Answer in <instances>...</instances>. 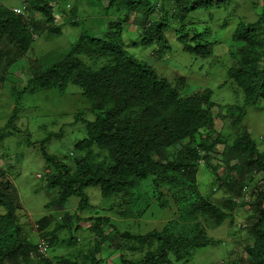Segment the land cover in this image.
I'll use <instances>...</instances> for the list:
<instances>
[{
  "label": "trees",
  "instance_id": "1",
  "mask_svg": "<svg viewBox=\"0 0 264 264\" xmlns=\"http://www.w3.org/2000/svg\"><path fill=\"white\" fill-rule=\"evenodd\" d=\"M23 1L24 14L19 15L0 4V89H8L14 104L5 128L0 130V142L8 129L16 130L25 93L55 90L64 94L68 86H74L88 106L75 117V124L84 125V137L73 144L72 155L59 157L46 151L45 143L60 138L62 128L40 142V152L49 169L45 187L56 191L55 199L46 208L62 210L68 199L76 196V212H86L91 205L85 191L97 187L104 199L120 196L118 206L122 210L116 216L133 218L136 223L152 206L170 212L171 205L176 204L181 211L176 221L169 220L160 229L136 236L112 230L110 237L104 233L110 225L108 218L88 217L85 222L91 223L93 237L87 251L54 260L31 259L36 246L19 221L22 205L18 192L0 170V264H102L104 261L97 255L104 244L118 251L121 264H170L169 255L176 262L188 261L194 251L218 244L207 236L199 218L212 228L218 227L242 207L249 208L246 228L252 243L230 264H264V184L254 187L242 205L234 201L241 197L245 186L253 183L251 179L244 180L248 171L261 174L264 181V151H258L245 127L238 128L244 109L264 101V0L260 5L256 0L260 10L256 21H240L231 36L235 47L229 52L226 75L233 95L241 98L244 109L215 104L209 89L185 94L183 77H165L152 65L154 61L167 65L173 49L166 36L169 31H173L184 54L197 59L211 57L215 41L205 39L211 36L210 29L205 28L207 23L196 24L203 26L199 29L188 22L189 15L213 8L236 9L244 0H95L93 15L85 11L78 14L77 4L70 6L69 0ZM60 12L66 15L62 24L56 20ZM62 25L79 28L70 50L54 60L52 54L29 59L37 36L44 32L57 35ZM83 25L99 28L100 35L91 34ZM128 29L141 39V48L156 44L151 62L138 60L127 49L123 33ZM21 79L25 84L18 88L16 83ZM214 107L218 115L240 110L238 123L231 129L238 128L242 134L222 152L228 160L229 174L223 179L217 177L223 193L208 203L198 191L195 173L198 152L214 153L219 141L214 140L215 136L219 139L212 117ZM87 114L93 119L87 120ZM202 129H208L206 139L199 134ZM26 134L30 143V135ZM235 170L241 172L238 177ZM147 180L151 182L149 189L142 186ZM80 221L77 214L68 215L49 230V215L37 220L36 225L52 247L57 243L56 232L65 228L71 234L77 232L79 226H73ZM65 244L73 248L77 240L70 237ZM129 255L140 256L131 260L127 259Z\"/></svg>",
  "mask_w": 264,
  "mask_h": 264
},
{
  "label": "rangeland",
  "instance_id": "2",
  "mask_svg": "<svg viewBox=\"0 0 264 264\" xmlns=\"http://www.w3.org/2000/svg\"><path fill=\"white\" fill-rule=\"evenodd\" d=\"M253 1H239V7L236 9L233 7L226 9L213 8L210 12L200 11L189 15L188 22L194 25L202 22L207 23L205 28L210 29L211 36L205 39L215 41L211 57L197 59L184 54L173 38V31H169L166 34L173 49L168 54L167 65H158L160 63H156V61L152 65L158 73L165 77H174L176 75L183 77L186 80L185 94H191L200 89H209L212 91V101L215 104L241 106L242 100L239 96L237 98L233 95L232 83L227 79L226 73L230 62L229 52L235 47L231 41V36L237 23L240 20L247 22L256 20V10L252 7ZM258 1L260 3V0ZM73 2L77 4L78 14L84 11L90 15L95 13V0H69L68 3L71 6ZM0 4L8 8H22L24 1L0 0ZM65 16L64 13L59 14L56 17L57 23H64ZM93 18L94 16L91 19ZM90 20H85V22L90 23ZM81 25L82 23H80L79 28ZM200 25L196 26L199 29L203 28ZM83 27L85 26L83 25ZM79 28L73 29L68 25H62V32L57 35L47 34L46 32L39 34L32 43L29 59H40L47 54H52L53 59H51L54 60L59 55L66 54L76 41ZM91 28V26L87 28L91 34L100 35L99 28ZM123 41L130 53L138 60L152 61L150 57L152 48H141V39L134 32L129 29L125 31L123 33ZM134 43H136V46L133 45ZM24 82L21 79L16 83V87L23 88ZM21 101L22 105L15 123L16 130L8 129L6 136L0 142V170L6 174L18 192L22 205L19 221L30 234V239L35 242V238H38L39 235L38 231L35 230V221L51 215L52 223L49 226L50 230H52L56 220H59V222L64 220V214L74 215L76 213L79 202V198L72 196L62 210L52 207L46 208L47 204L55 199L56 191H48L45 187L49 169L40 152V142L49 133H58L62 128L63 133L60 138H51L45 143L46 151L59 157L70 155L73 144L84 137V125L81 122L75 124V117L88 106L81 95V91L74 86H68L64 94H59L55 90L25 93ZM13 107L14 104L10 101L8 89H0V130L5 128ZM245 111L246 116L243 124L247 127L252 139L258 143V150L262 152L264 151V101L262 100L256 105L247 107ZM86 119L91 120L93 117H91V114H87ZM216 123L219 130L224 126V129L221 130L224 134L228 132L224 120L221 122L216 119ZM26 131L30 135V143H27ZM229 144H231V139ZM218 149L221 150L222 147L218 146ZM66 162L69 164L70 161ZM261 180H263L262 175L256 174L250 189L247 188L244 194L249 196L254 187L264 184V181ZM197 183L202 194L209 192L215 186L211 171L203 165L199 166ZM142 186L149 189L151 187L150 180L142 182ZM261 187H263L261 191L264 193V186ZM85 192L89 198L91 208L79 214V216L84 221L88 217H108L112 226L120 233L128 232L133 236L145 234L162 228L171 218H177L175 204L171 205L170 212H165L152 206L136 223L133 218L124 219L116 216V212L120 208L118 206L120 196L104 199L97 187H90ZM249 198L245 196V202ZM178 211H181V206ZM248 212V207L234 212L233 218L237 225H234L233 228L230 227L229 220H226L218 228L206 230L208 236L218 240L217 245L207 246L194 251L188 261L176 262L174 257L169 255L170 264L230 263L234 258L242 254L247 244L252 243V237L248 233L249 227L245 228L246 230H241V225H244V223L245 226H248L246 221ZM84 221L74 223L73 227L78 225L79 230L72 232L73 236L78 238L77 245L73 248H67L65 244L72 237L68 229L65 228V231L55 233L58 243L48 250L47 255L50 259L79 251L85 252L92 246L91 238L93 236L91 231L88 230L89 224ZM201 222L206 227L204 221L201 220ZM64 225L66 226V224ZM110 229V225L105 227V235L111 234L112 231ZM118 255L117 250L110 249L108 244H104L97 258L104 261L102 264H121L122 261H120ZM139 256L132 255L131 257L136 259ZM131 257L129 255L127 259H131Z\"/></svg>",
  "mask_w": 264,
  "mask_h": 264
},
{
  "label": "clouds",
  "instance_id": "3",
  "mask_svg": "<svg viewBox=\"0 0 264 264\" xmlns=\"http://www.w3.org/2000/svg\"><path fill=\"white\" fill-rule=\"evenodd\" d=\"M253 3H254V5H252V7L254 6V9L256 10V19H257V15L258 14H260V10L259 9H257V7L255 6V3H256V0H254L253 1ZM259 5H260V3H259ZM259 5H258V7H259ZM256 7V8H255ZM24 8H25V5L22 7V8H18V7H16V8H11L12 9V11L15 13V14H17V15H19V14H24ZM17 11H18V13H17ZM153 18H156V15L155 16H153ZM240 21H245V20H240ZM239 21V22H240ZM256 21V20H255ZM254 21V22H255ZM238 22V23H239ZM245 22H247V21H245ZM237 23V24H238ZM248 23H253V22H248ZM130 24H132V22H130ZM237 26V25H236ZM149 27V25H147V28ZM137 34V33H136ZM137 36V35H136ZM166 36H167V34H166ZM168 38V37H167ZM150 48H152V52H151V54H150V57L152 58V53H153V51H156L157 50V46H156V44L154 43V45L153 46H151ZM212 97V96H211ZM232 106H235V105H232ZM236 107H240L241 109L243 108L244 109V106H243V103H242V105L241 106H236ZM235 107V108H236ZM249 107V106H248ZM247 108V107H246ZM245 108V109H246ZM245 109H244V111H245ZM215 110H216V113H215ZM240 112V110H238V109H232L230 112H227L226 114L225 113H222L221 115H218L217 114V109L214 107L213 109H212V117H213V120H214V128L216 129V133L219 135V139L217 138V136H215V139L214 140H219L218 141V143L215 145L216 147H215V149H214V153H211L210 155H207V154H204V152L203 151H199L198 152V159H197V171H196V175H195V177H196V182H197V173H198V170H199V166H201V165H203V166H205V167H207L210 171H211V173H212V176H213V180H214V184H215V186L209 191V192H207V193H205V194H202L201 192H200V190H199V186H198V183H197V188H198V191H199V193H200V195H201V197H202V199L204 200V202H208V203H210V201H212V200H214V197H218V196H220V195H222V193H223V191L220 189V187H219V179H217V177H220L221 179H223L224 178V175H226V174H229V171L227 170V168L229 167L227 164H228V160H225V158H223V156H222V152L224 151V148H225V146L226 147H230L231 146V144H232V141L234 140V138H236L237 136H240L242 133L240 132V129H238V128H240V127H245L246 129H247V127L243 124V121H244V119H245V116H246V111H245V116H244V118H243V120L242 121H240V124H238V128L237 129H231L232 127V125L236 122V123H238L237 122V120L236 119H238V117H236L237 115L239 116V114H241V113H239ZM216 119H218V120H220L221 122L224 120L225 121V123H226V125H227V130H228V132L226 133V134H224L221 130H223L224 129V126H222L221 127V130H219L218 128H217V123H216ZM7 123V122H6ZM6 125V124H5ZM207 130L208 129H205V130H201L200 131V133L199 134H202V137L201 138H207V135H208V132H207ZM248 130V129H247ZM249 132V131H248ZM250 133V132H249ZM231 139V144H229V140ZM251 139H252V137H251ZM252 141L253 142H255L253 139H252ZM222 143H224V144H222ZM255 144H256V146H257V149H258V143H256L255 142ZM218 146H221L222 147V149L221 150H219L218 149ZM259 151V150H258ZM260 152V151H259ZM263 152V151H262ZM70 155H72V152H71V154ZM214 161V162H213ZM225 163H226V169H225ZM47 164V163H46ZM225 169V170H224ZM225 171V172H224ZM236 172H237V177L239 176V174L241 173L240 171H238V170H235ZM246 170H244V172H245ZM49 172V171H48ZM234 174V173H233ZM256 174H258V173H256V172H254V171H248V174H244V176H245V179L244 180H249V179H251L252 181H254V178H255V175ZM247 188L248 189H250V187L249 186H245L244 188H243V191H242V195H241V197H236L235 198V200L234 201H236V203L237 204H243L244 202H245V200H244V198H245V196L246 197H250V195L249 196H247V195H245L244 194V192L247 190ZM229 192H231V191H229V190H226L225 191V193H229ZM252 193V192H251ZM250 193V194H251ZM241 200V201H240ZM49 204V203H48ZM47 204V205H48ZM176 205V204H175ZM180 206L179 205H176V207H175V211H176V216H177V218L176 219H174V218H171L170 219V222L171 221H176L178 218H179V211H178V208H179ZM243 208H245V207H242V208H238V209H243ZM49 209V208H48ZM120 209L121 208H119L118 210H117V212L118 211H120ZM238 209H236L235 211H237ZM234 211V212H235ZM75 214H77L78 216H79V214H82L81 212H76ZM65 216H68L67 214H64ZM49 216V215H48ZM51 216V215H50ZM70 216V215H69ZM73 216V215H72ZM80 217V216H79ZM95 217H97V216H95ZM119 217V216H118ZM233 217H234V213H233ZM228 218V219H226V220H229V225H230V227H234V225H237L236 223H235V220H234V218ZM81 218V217H80ZM104 218H108V217H104ZM119 218H123V217H119ZM109 219V222H110V227H111V231L112 230H116L115 229V227L114 226H112V224H111V221H110V218H108ZM125 219V218H124ZM230 219H232V220H230ZM201 220H203V219H201V218H199V221L201 222ZM226 220H224L223 221V223L221 224V225H223L224 223H225V221ZM81 221H84V219L83 218H81ZM80 221V222H81ZM169 221V220H168ZM204 221V220H203ZM56 222H59V220H56ZM85 222V221H84ZM21 223V222H20ZM85 223H88L89 224V226H88V230H89V228L91 227V223L90 222H85ZM201 224L203 225V223L201 222ZM204 224L206 225V227L203 225V227H204V229H205V231L206 230H210V229H212V227L207 223V222H205L204 221ZM220 225V226H221ZM241 225V224H240ZM54 226H55V224H54ZM78 226V225H77ZM219 227V226H218ZM218 227H214V228H218ZM241 227H242V230H246L245 228H246V226H245V223H244V225H241ZM75 228V227H74ZM105 229V228H104ZM35 230L36 231H38V226L36 225V221H35ZM49 230H50V228H49ZM234 230V229H233ZM60 231H65V230H60ZM60 231H58V232H60ZM117 231V230H116ZM58 232H56V233H58ZM38 233H39V235H38V238H35V235H34V238H35V242H33L30 238V234L28 233V237H29V239L34 243V245L36 246V251L35 252H33V253H31V255H30V257H31V259H48V260H54V259H50L49 257H48V255H47V253H48V250L50 249V246H49V242H48V239H46L45 237H43L42 236V232L40 233L39 231H38ZM105 233V232H104ZM112 233H114V231H112L111 232V234H109V236L111 237V235H112ZM206 234H207V231H206ZM117 235V234H116ZM208 236V235H207ZM72 237H74L73 236V234H72ZM209 238H211V239H213L212 237H210V236H208ZM76 238V237H75ZM78 238H76V240H77ZM92 239V238H91ZM213 240H215V241H217V243H218V240L217 239H213ZM56 242H57V240H56ZM78 242V241H77ZM58 243V242H57ZM217 245V244H216ZM66 248V247H65ZM244 250V249H243ZM99 255V254H98ZM63 256H66V255H63ZM63 256H59V257H63ZM36 257H38V258H36ZM57 258V257H56ZM230 264V263H229Z\"/></svg>",
  "mask_w": 264,
  "mask_h": 264
},
{
  "label": "built area",
  "instance_id": "4",
  "mask_svg": "<svg viewBox=\"0 0 264 264\" xmlns=\"http://www.w3.org/2000/svg\"><path fill=\"white\" fill-rule=\"evenodd\" d=\"M17 13H18V11H17Z\"/></svg>",
  "mask_w": 264,
  "mask_h": 264
}]
</instances>
